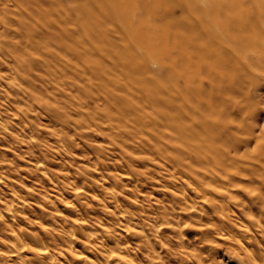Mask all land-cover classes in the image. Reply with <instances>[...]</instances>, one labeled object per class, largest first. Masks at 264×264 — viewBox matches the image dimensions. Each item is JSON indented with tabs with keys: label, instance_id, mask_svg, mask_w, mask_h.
<instances>
[{
	"label": "bare ground",
	"instance_id": "bare-ground-1",
	"mask_svg": "<svg viewBox=\"0 0 264 264\" xmlns=\"http://www.w3.org/2000/svg\"><path fill=\"white\" fill-rule=\"evenodd\" d=\"M163 5L0 0V58L12 65L8 85L26 99L27 110L40 109L64 127L96 126L128 163L142 155L172 169L168 175L178 181H191L193 206L211 202L196 219L200 243L213 232L221 244L237 247L242 264H264V127L246 121L256 110L252 91L264 92V0ZM239 186L245 195L232 210ZM26 236L30 243L17 238L16 250L30 255L11 264H51L55 238ZM134 236V252L116 243L103 252L107 262L117 256L124 264H183L157 253L140 232ZM85 239L89 245L90 236ZM76 255L83 264H107Z\"/></svg>",
	"mask_w": 264,
	"mask_h": 264
},
{
	"label": "rangeland",
	"instance_id": "rangeland-1",
	"mask_svg": "<svg viewBox=\"0 0 264 264\" xmlns=\"http://www.w3.org/2000/svg\"><path fill=\"white\" fill-rule=\"evenodd\" d=\"M119 1L135 4L139 0ZM145 1L157 5V9L165 7L164 0ZM175 12L178 17L181 16L179 8ZM2 58L0 264L18 263L24 256L30 255L17 251L15 241L19 238L30 243L26 235L31 234H46L55 238L50 251L53 254L51 264H83L77 261V253H84L92 258L93 255L100 259L102 257L107 264H124L117 256L107 262L103 252L117 249L118 246L129 250L132 248L130 251L134 252L133 247L137 242L134 239L135 232H140L142 237L149 239L157 253L175 258V261H183V264H242L243 254L231 242L221 244L216 233L211 232L213 235L210 240L200 243L196 219L203 213L201 210H210L207 208L211 207V202L193 206L190 199L194 196V184L191 181L185 183L186 181L181 180V183L177 176L168 175L172 169L164 166L167 170H162L163 167L152 165L142 155L135 156L128 163L122 158L119 149L109 144L108 135L96 126L81 129L71 123L64 127L61 123H56L52 116L42 114L40 109H37L38 112L27 110L29 106L26 99L21 98L18 93L17 95V91H13L8 85L12 65L7 63L9 60ZM38 86L41 88L40 84ZM263 93L254 89L249 100L253 101L256 110L246 121L250 124L256 122L257 129L264 127ZM89 105L94 106L91 102ZM69 115L74 120L82 119L74 112ZM127 169L132 174L126 173ZM233 192L237 199L231 200L230 207L232 210H239L236 205L243 201L245 192L240 186ZM234 216L231 215L232 218ZM254 218L257 220L259 217ZM155 219L157 225L154 223ZM87 235L91 238L89 245L84 244ZM215 238L218 240L215 241ZM47 240H50L49 243L52 241L49 238Z\"/></svg>",
	"mask_w": 264,
	"mask_h": 264
}]
</instances>
